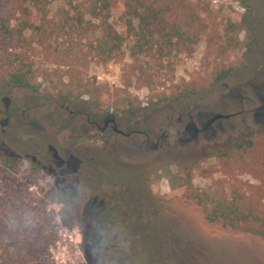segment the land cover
Returning a JSON list of instances; mask_svg holds the SVG:
<instances>
[{
	"label": "rangeland",
	"instance_id": "1",
	"mask_svg": "<svg viewBox=\"0 0 264 264\" xmlns=\"http://www.w3.org/2000/svg\"><path fill=\"white\" fill-rule=\"evenodd\" d=\"M108 1L97 18L85 0H0V264H264L263 238L205 216L228 200L264 224V0H164L177 34L141 51L128 0ZM16 55L35 90L6 85ZM189 111L235 116L181 145ZM109 115L138 133L88 122Z\"/></svg>",
	"mask_w": 264,
	"mask_h": 264
},
{
	"label": "trees",
	"instance_id": "2",
	"mask_svg": "<svg viewBox=\"0 0 264 264\" xmlns=\"http://www.w3.org/2000/svg\"><path fill=\"white\" fill-rule=\"evenodd\" d=\"M164 0H128L126 2V8L128 13L131 15L128 26L130 28L135 27L133 19L136 17L140 20L139 31L140 41L138 43V48L141 51L149 42H153L155 31H163L170 28L172 33H176L175 27L167 21L164 13L168 11V3ZM88 4L89 12L95 17L101 18L104 16V12L109 10L110 3L108 0H85ZM165 3V4H164ZM28 24H25L18 34H23V30L28 28ZM1 29L5 36H14L13 29L7 26L6 22H1ZM73 26L71 27L72 30ZM260 33V32H259ZM156 34V33H155ZM177 34V33H176ZM260 34L255 33L254 40H258ZM151 36V39L147 38ZM167 43H171L170 35H167ZM112 37V38H111ZM112 42H117V48H120L119 35H113L108 33V36L102 41L103 46H108ZM15 61H11L15 65V69L10 75L5 79L7 86L20 89L35 90L36 87L31 83V75L33 73V63L27 62L20 55L15 56ZM238 148H242L241 144H237ZM3 164L10 174L16 175L20 169V157L11 154H3ZM216 203V204H215ZM212 205L211 209L206 211V220L210 223L219 222L224 228L230 229L236 232H247L253 236H258L264 239V224L261 227H251L247 228L245 225L255 217L251 214H245L240 207L235 204L229 203L227 201L216 200ZM94 243L98 246H104L107 241L101 235L97 237Z\"/></svg>",
	"mask_w": 264,
	"mask_h": 264
},
{
	"label": "flooded vegetation",
	"instance_id": "3",
	"mask_svg": "<svg viewBox=\"0 0 264 264\" xmlns=\"http://www.w3.org/2000/svg\"><path fill=\"white\" fill-rule=\"evenodd\" d=\"M260 101L261 105L255 110L254 113L256 117L264 118V97H261ZM185 113H187V119L183 118V116L179 117L178 119V124L180 125L181 129L178 130L177 134L180 136L179 141L182 143L181 145L192 144L194 141H197L201 135L208 136V133L216 135L218 131H223L224 129L222 120H227L235 116V114H216L208 118V115H204L202 113H198V115L193 114L192 111ZM225 116H229V118H226ZM88 122L91 125L100 128L102 134L106 133L111 128L116 134L125 135L126 137H130L132 134L138 133L137 131L124 133L123 131L119 130L116 119L111 115L105 118L103 127H101L95 121H92L90 118H88ZM162 139H166L165 133L163 134ZM158 147L159 146H157V148Z\"/></svg>",
	"mask_w": 264,
	"mask_h": 264
},
{
	"label": "water",
	"instance_id": "4",
	"mask_svg": "<svg viewBox=\"0 0 264 264\" xmlns=\"http://www.w3.org/2000/svg\"><path fill=\"white\" fill-rule=\"evenodd\" d=\"M226 118H229V116H225Z\"/></svg>",
	"mask_w": 264,
	"mask_h": 264
}]
</instances>
